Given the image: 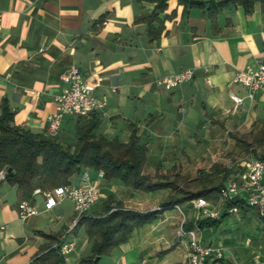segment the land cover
Returning <instances> with one entry per match:
<instances>
[{
    "label": "crops",
    "instance_id": "crops-1",
    "mask_svg": "<svg viewBox=\"0 0 264 264\" xmlns=\"http://www.w3.org/2000/svg\"><path fill=\"white\" fill-rule=\"evenodd\" d=\"M198 1L204 6L165 0L160 9V0H0V112L6 99L14 111L13 124L47 134L62 76L77 66L91 81L95 95L106 101L95 112L100 120L96 134L127 143L131 127H136L141 144L148 147L145 173L205 165L222 147L224 134L264 126V91L251 100L244 86L232 83L240 69L264 62V10L261 2L251 12L229 4L211 17L208 4L216 0ZM186 69L195 72L191 80L171 89L158 84L159 79ZM232 93L243 103L237 104ZM90 117L67 116L58 140L74 148L78 128ZM68 129L76 132L71 143ZM249 162L229 167L225 185ZM85 171L99 186L98 205L109 196L139 211L160 209L164 203V198L157 199L159 191L141 195L93 168L74 175L72 184H82ZM33 198L43 209V197ZM22 199L17 185L0 179V224L6 225L0 235V264L97 263L83 261L92 255L89 238L68 255L54 248L76 217L75 209V214L67 215L65 199L25 220L18 212ZM207 199L221 217L225 201ZM96 205L91 211L99 210ZM180 207L164 209L152 223L135 228L98 264H190L189 239L179 235L181 223L195 226L206 217L199 215L192 201ZM203 231L199 228L203 243L225 249V264H264V238L248 240L234 253L227 239L207 242Z\"/></svg>",
    "mask_w": 264,
    "mask_h": 264
},
{
    "label": "trees",
    "instance_id": "trees-1",
    "mask_svg": "<svg viewBox=\"0 0 264 264\" xmlns=\"http://www.w3.org/2000/svg\"><path fill=\"white\" fill-rule=\"evenodd\" d=\"M182 1L191 6L205 4L198 0ZM256 2H261L264 10V0L212 1L208 4L209 16L215 17L229 4L241 5L247 12H251ZM164 7L165 0H160L159 8ZM13 120L14 111L5 99L0 112V171L7 170L6 180L18 186L23 199L33 198V192L38 187L48 191L59 185L71 184L72 177L85 168L104 171L106 178L118 179L135 191L151 192L175 185L169 174L152 176L143 173L148 147L141 144L138 129L134 126L131 127L129 142H122L118 138L109 139L105 135L96 134L100 120L93 113L89 121L78 128L77 142L73 148L63 145L57 137L17 126ZM175 177L182 178L180 175ZM201 182L199 189L181 191L182 195L169 198L160 209L139 211L125 208L122 202L107 203L105 214L82 218L77 228L86 225L92 252L83 261L94 262L96 257L108 255L114 247L126 242L135 228L152 223L164 209L198 197L208 198L220 194L225 186L224 182L213 185L202 179ZM233 205L241 209L248 208L243 200L226 203V210L221 217L201 219L197 222L198 227L206 229L219 226L230 214L228 209ZM193 226L191 223L187 228Z\"/></svg>",
    "mask_w": 264,
    "mask_h": 264
},
{
    "label": "built area",
    "instance_id": "built-area-1",
    "mask_svg": "<svg viewBox=\"0 0 264 264\" xmlns=\"http://www.w3.org/2000/svg\"><path fill=\"white\" fill-rule=\"evenodd\" d=\"M2 30L3 13L0 10V33ZM194 75L195 72L192 69H186L171 77L159 79L158 84L171 89L191 80ZM62 80V90L56 96V111L49 115L47 135L50 137H58L60 135L63 122L67 116L87 117L106 106V101L95 95L91 81L79 67L72 66L68 69L62 76ZM232 83L244 86L249 99L255 100L257 95L264 91V62L259 63L256 67L240 69L235 74ZM231 97L237 104L243 103V98L239 95L232 93ZM6 173V169L0 171V179H6ZM100 176H104V171H100ZM241 194L244 196H241ZM37 195L43 197V209H40L34 198L22 199L18 204L19 216L25 220L42 211L51 210L61 200L70 199L74 204L76 217L56 241L54 248L61 255H68L74 252L77 242L70 235L75 231L77 223L82 218L91 216L89 214L90 210L99 202L101 193L98 184L91 181L89 173L85 171L82 176V184L59 185L48 191L38 187L33 192V196ZM220 196L225 203L243 199L246 206L257 208L259 215L264 217V160H251L241 174L221 189ZM191 201L199 211L200 216L206 218L219 217V211L210 207L206 197H198ZM175 207L181 210L180 205L177 204ZM239 210V206L233 205L228 209V212L231 214ZM5 229L6 225L0 224V235H3ZM198 231L197 225L188 229L184 220L179 229V235L189 239L190 264H225V249L220 245L203 243Z\"/></svg>",
    "mask_w": 264,
    "mask_h": 264
},
{
    "label": "rangeland",
    "instance_id": "rangeland-1",
    "mask_svg": "<svg viewBox=\"0 0 264 264\" xmlns=\"http://www.w3.org/2000/svg\"><path fill=\"white\" fill-rule=\"evenodd\" d=\"M200 132V130H197ZM59 137V136H58ZM57 137V138H58ZM76 139V132L72 129H68V143L73 142ZM223 141L222 147L215 149L213 153L207 158L205 165L189 166L185 170L175 167L168 170L157 169L155 174H148L155 176L157 174H169L171 180L175 181L174 187H166L158 189L159 191L157 199L168 200L171 197L180 196L181 191H195L202 185L201 179L205 180L209 185L218 184L224 182L229 177L231 166H236L242 161H251L254 159H264V126H261L257 130H249L245 133L229 132L221 137ZM184 144V143H183ZM146 164V162H145ZM143 166V173H145ZM175 175H180L182 178H176ZM208 175V176H207ZM206 176L208 178H206ZM141 195H145L149 192L138 191ZM153 192V191H151ZM210 202L214 199L222 201L219 194L210 196ZM66 213L67 215L74 212V205L70 199H65ZM114 204L115 202L110 196L98 205L100 208L97 212L90 210L91 216H98L106 213V204ZM222 203V202H221ZM96 205V206H97ZM184 209H188V206L184 205ZM221 207V206H220ZM223 207V205H222ZM226 209V208H225ZM45 215H42L44 217ZM199 233V231H198ZM207 242H216L228 240L227 244L234 253L246 246L248 240L261 241L264 238V218L259 215L257 208L252 207L246 213L243 210L229 214L219 226L212 228L211 230L204 229L203 233ZM72 238L78 243V249L83 244L88 242V235L86 231V225L79 226L71 235ZM230 236V237H229ZM90 249V244H88ZM87 249V248H86ZM105 257L101 263H103Z\"/></svg>",
    "mask_w": 264,
    "mask_h": 264
},
{
    "label": "water",
    "instance_id": "water-1",
    "mask_svg": "<svg viewBox=\"0 0 264 264\" xmlns=\"http://www.w3.org/2000/svg\"><path fill=\"white\" fill-rule=\"evenodd\" d=\"M99 258H100L99 256L96 257V258H95V262H98Z\"/></svg>",
    "mask_w": 264,
    "mask_h": 264
}]
</instances>
